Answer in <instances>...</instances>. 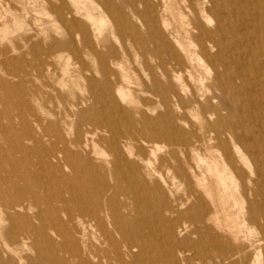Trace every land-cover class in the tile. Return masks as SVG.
Returning <instances> with one entry per match:
<instances>
[{
    "label": "rangeland",
    "instance_id": "obj_1",
    "mask_svg": "<svg viewBox=\"0 0 264 264\" xmlns=\"http://www.w3.org/2000/svg\"><path fill=\"white\" fill-rule=\"evenodd\" d=\"M167 1L0 0V264H264V0H175L220 118Z\"/></svg>",
    "mask_w": 264,
    "mask_h": 264
},
{
    "label": "bare ground",
    "instance_id": "obj_2",
    "mask_svg": "<svg viewBox=\"0 0 264 264\" xmlns=\"http://www.w3.org/2000/svg\"><path fill=\"white\" fill-rule=\"evenodd\" d=\"M184 1H191V0H184ZM167 2L168 3L170 2L169 3V9H170L171 13L175 16L174 18H176V20L178 21V27H177L178 29L176 28L178 35H176L175 40L178 44L182 45L181 52L175 58H173L172 69L180 75V79H184L183 76H181V73L183 71L180 70L181 68L177 69L176 66L180 65L182 67L185 64L189 65L190 71H189V75H188V80H190L192 84L196 85V88L194 90L191 89V94L193 95L194 102L197 104L199 110L201 112H203V114L206 116V118H208V116L210 114L211 115L214 114L218 118H220L221 116H223L222 112L227 110V105L224 104L225 101H227L228 104L230 105V108L233 109V107L231 105L232 104L231 101L233 99L231 100L230 96L228 97V94L230 95V91H233V90H232L231 86H227L225 84L227 81L230 80L229 77L233 79L234 76H236V75H234L233 73H230V75H228V72L226 71L225 76H224V74L222 72H219L217 70L215 75L208 78V80H209L208 85L211 88H213V91H215V92H210V89H209V93L204 91V89H205V85H204L205 77H199V75L197 74L195 61H199L201 59L200 58V52H202L206 48H209V47H207V45H209L211 48H219L220 44L218 42H214L211 39H208V41L205 40L204 43L198 45L199 49L198 48L197 49H191V48L187 47L184 44V40L181 39L182 38L181 37L182 32H187L188 34H191L193 36L195 34H201V33H203L202 25L198 24L196 21H192V20L184 21V20H182L181 18H183V17L181 15V12L177 11V8H176V5H177L176 1L175 0H170V1L168 0ZM188 6H190V4H188ZM187 26H191V27H187ZM187 28H192L196 32H192L191 30H189ZM218 50H220V49H218ZM222 65L224 66V64H222ZM214 122H216V121H214ZM203 128L204 129L202 132H204V134L207 133L205 138H204V139H206L205 142L207 144L211 143L213 141H216V140L219 141L221 139L220 137L222 136V134H226V132L231 131L225 127H220V126L215 127V123L213 125V121H212V124L210 122L203 124ZM5 203H7V202H5ZM240 211L243 212L242 206L240 207ZM255 255H257V254H255Z\"/></svg>",
    "mask_w": 264,
    "mask_h": 264
}]
</instances>
